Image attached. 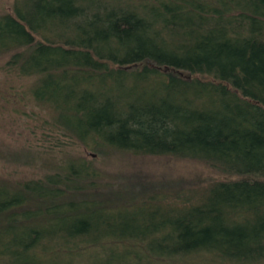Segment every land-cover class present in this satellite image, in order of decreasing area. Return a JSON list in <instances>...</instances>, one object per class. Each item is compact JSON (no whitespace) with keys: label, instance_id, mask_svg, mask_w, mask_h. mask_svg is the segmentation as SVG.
Returning <instances> with one entry per match:
<instances>
[{"label":"trees","instance_id":"1","mask_svg":"<svg viewBox=\"0 0 264 264\" xmlns=\"http://www.w3.org/2000/svg\"><path fill=\"white\" fill-rule=\"evenodd\" d=\"M0 55V100L34 123L20 147L226 176L97 199L91 160L41 155L50 173L0 182V264H264V0H13Z\"/></svg>","mask_w":264,"mask_h":264},{"label":"rangeland","instance_id":"2","mask_svg":"<svg viewBox=\"0 0 264 264\" xmlns=\"http://www.w3.org/2000/svg\"><path fill=\"white\" fill-rule=\"evenodd\" d=\"M12 5L13 0H0V15L11 11ZM6 60L7 56L0 55V66ZM0 98L3 99V95ZM9 99L12 102V99ZM3 102L4 100H0V105ZM13 103L15 104L12 102L7 107V101H5L4 106L7 109L0 108V142L14 144L9 147L0 143L2 144L0 145V182H7V186L12 187L11 182H13L15 187L14 183L19 180L39 179L40 174L50 173V169L53 168H50L49 163L46 165L43 161L40 162L41 155L42 159L57 158L58 164L62 157L71 159L76 155H84L91 160L90 163L94 165V168H100L103 172L97 179L100 188L87 192V195H91L89 197L97 199L113 197L120 201V199L126 200L134 192L139 193V190L143 191L157 185H163L168 189L171 187L169 190H173L180 186H203L211 180L226 179L225 174L199 161L166 156L137 157L117 153L97 156L70 139L62 148L52 149V153L40 151L33 146L20 147L24 142L26 145H33L28 140L33 138L34 123L27 122L32 120L30 117L26 120L21 118L22 120L16 123L15 115L12 117L14 113L10 111L14 107ZM27 108L28 111L35 110L38 113L37 107L33 104L28 105ZM35 131L37 135H42V131ZM6 138L8 140H5ZM7 149L13 152L9 153ZM61 152L65 155L62 156Z\"/></svg>","mask_w":264,"mask_h":264}]
</instances>
